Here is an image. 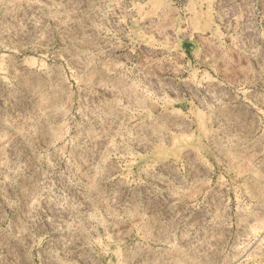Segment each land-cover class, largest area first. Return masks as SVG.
<instances>
[{
    "label": "rangeland",
    "instance_id": "374dc122",
    "mask_svg": "<svg viewBox=\"0 0 264 264\" xmlns=\"http://www.w3.org/2000/svg\"><path fill=\"white\" fill-rule=\"evenodd\" d=\"M0 264H264V0H0Z\"/></svg>",
    "mask_w": 264,
    "mask_h": 264
}]
</instances>
